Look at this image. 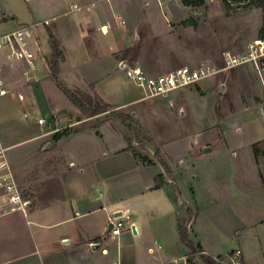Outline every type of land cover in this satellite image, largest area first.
Returning <instances> with one entry per match:
<instances>
[{
	"label": "rangeland",
	"instance_id": "374dc122",
	"mask_svg": "<svg viewBox=\"0 0 264 264\" xmlns=\"http://www.w3.org/2000/svg\"><path fill=\"white\" fill-rule=\"evenodd\" d=\"M92 1L97 0H0V20L3 17L6 18L0 23V33L12 27L55 16V20L50 19L48 25L37 29L39 55L45 59L46 68L50 74V64L54 62V59L51 55L48 34L52 33L60 41L53 27L67 18V16L59 15L61 8L81 6ZM114 1L115 6L113 4L112 6L119 8V11L113 15V20L107 16V23L112 31L124 29L125 44L119 48L120 52L141 66L148 76L163 75L181 67L195 69L208 63L214 67L215 73L196 84L175 89L165 98L154 97L131 102L135 97H143V92L122 75L112 79L110 76L112 74L108 70L98 68L97 62L89 63L88 61L85 62L88 65L83 66L78 72L89 78L98 75L102 77L97 88L99 95H105L104 97L109 98L108 101L112 104H125L119 110L129 114L134 120L133 124L139 125L142 129L141 143L132 140L131 144H128L125 141L127 150L156 162L166 177H171L168 172L169 166L173 168V171L184 172L188 180L196 175L199 183L203 181L206 195L213 196L215 193L223 194L225 189L229 188L228 177L232 174L234 176L237 173L239 178L240 174L246 176V179L240 182L246 183L247 180V185L251 186L255 192V197L248 202L247 209L244 211L251 216L249 221L252 226L239 227L235 232L233 229L228 232L222 229L219 233L223 234L224 248H235L237 240H240L248 245L252 256H256V260L257 251L260 250L252 246L254 236H258L259 246L264 251V221L255 224L258 219L264 220V187L259 179L258 165L251 143L260 140V149L264 151V116L260 113L263 86L250 65L224 70L221 55L224 51L233 55L243 54L251 41L264 38V4L256 5L252 2L245 6H225L221 0H213L204 1L201 6L194 7L185 5L184 0H163L164 4L160 0H113L111 2ZM261 1L264 3V0ZM102 2L93 3L94 8L88 11H98L103 7L102 4L104 6L111 4V2ZM123 40V38L119 40V43ZM60 43L64 45L65 41ZM83 58L85 60L84 56L78 57V60ZM68 66L69 63L62 68L64 85L74 91L80 92L84 89L92 93V96L97 95L93 90L94 86L89 89L83 84L79 85L76 76L66 75ZM41 84V89L35 93L36 101L31 111L33 116L57 110L70 111L74 115L80 113L77 119L83 116L53 81L47 79L41 81ZM15 105L18 107L10 98L0 99V113L7 115L15 108ZM60 114L61 112L57 113L58 118H68L64 116L65 114ZM64 118L61 119L63 120L61 125L58 123L62 130L65 129ZM104 118H107L109 122L104 121ZM68 119L73 118L70 116ZM232 119L235 126L240 129L236 133L235 127L230 128L227 143L233 145L232 149L228 148L227 151L222 152L221 148H215L204 152L201 148L192 146L198 139H208L206 145L215 144L213 143L216 139L214 132L218 133L220 130L219 133H221V128H227L233 123ZM84 126L87 127L86 129L96 126L94 130L97 129L106 138L113 137L123 129L119 121L109 115H103L99 120L90 121ZM118 137L117 140L113 138L110 145L117 144L120 147L121 137L123 139L124 137L121 134ZM37 142L24 143L16 149L9 150V152L25 153L24 164L20 165L19 160V164L15 167L17 171L23 169L29 173L44 174V170L39 168L41 164L38 162L41 159L65 154L63 149L54 147L52 150L38 151L34 147ZM108 149H111V146ZM195 153L198 157L193 156ZM124 158L123 163L115 169L114 177L117 178L120 186L119 192L132 195L136 191L135 187H138L131 183L133 178L130 179L132 170L133 172L135 170L129 166L128 157ZM130 158H132L131 154ZM260 158L263 160L260 163L264 169V154L259 156V160ZM192 160L197 162L191 165ZM162 164H165L168 169L166 170ZM200 173L204 175L203 180L201 175L199 176ZM14 175L23 196L31 200L33 195L30 193V188L26 187L18 174L14 173ZM177 184L183 196L185 193L188 194L179 182ZM257 187L261 188L258 192ZM155 195L158 197L157 209H160L163 215L156 219L146 217L142 220L141 232L136 236L131 231L125 232L127 242L117 251L119 256L120 253L123 256L122 259L120 257L118 259L120 263L154 264L159 260L163 250H156L155 245L159 244L163 247L165 241L166 243L172 241L171 235L160 229L165 222V210L160 207L162 195ZM223 197L221 195L220 198L223 199ZM220 198L206 201L203 204V212L211 215L216 213L218 221L229 224L228 208L224 205V200ZM192 213L194 214L192 210L188 213L190 218ZM130 214L132 216V212ZM20 215L0 218V250L23 253L37 248L41 251L43 245L47 247L53 242L57 228H43L47 240L42 245L32 240L35 226L33 224L27 226ZM15 219L17 221H14ZM106 232L107 225L104 229L107 243L103 245L106 244L110 255L103 260L108 264L112 259H116L117 253L116 244L113 241L115 238L109 237ZM150 249L152 252L149 251ZM193 264L203 263L197 259Z\"/></svg>",
	"mask_w": 264,
	"mask_h": 264
},
{
	"label": "crops",
	"instance_id": "0c3cea01",
	"mask_svg": "<svg viewBox=\"0 0 264 264\" xmlns=\"http://www.w3.org/2000/svg\"><path fill=\"white\" fill-rule=\"evenodd\" d=\"M100 1L109 3L113 0H97L85 3L80 6L81 9L79 11L67 15H65L67 7H62L59 15L67 16V18L53 27L59 36L60 41L57 38L56 40L64 56V61L59 65V80L65 84L62 79L64 77L62 68L69 63L66 75L70 76L72 74L76 76L75 78L79 85L83 84L89 89L94 86L93 90L96 93H98L97 88H99L98 85L102 77L98 75L89 78L80 75L78 71L83 66L88 65L85 62H97L98 68H105L112 74L110 75L112 79L119 75L125 77L123 71L119 68V64L122 61L128 66H139L120 52L119 48H122L125 44L124 29L112 31L107 23V16L113 20V15H116L115 13L119 11V8L112 6L116 2H111V6L102 4L103 7L98 11H88L94 8L92 7L93 3ZM160 1L164 4L163 0ZM52 18H55V16ZM49 19L45 17L42 21ZM5 20L6 18H1L0 23ZM15 28L17 27H12L8 31ZM104 28L106 29L105 31L103 30ZM122 38L124 40L119 43ZM35 39L38 44L37 30ZM66 40L68 41L66 42ZM62 41H65L64 45L60 43ZM82 56L85 57V60L84 58L78 60V57L81 58ZM46 66L45 59L39 55L36 61V69L30 74V80L27 81L24 77L14 74L8 75V88H19L23 94V99L19 100L13 94L4 97L10 98L18 107L15 105V108L9 111L7 115L0 113V143L6 149L7 159L12 170L20 176L33 195L31 200L27 197L30 201L27 207V214L20 215L18 213L27 226L29 224L35 226L34 233L32 232L34 239L32 240L43 245L47 240L43 231L44 227L57 228V233L53 237V242L47 247L43 245L41 251H38L37 248L23 253H16L13 250H0V264H107L103 258L110 254L106 244L103 245V243H107L105 242L104 229L109 217L118 212L129 214V223L132 224V230H135V233L132 232V234L136 236L141 232L140 225H142V220L146 217L156 219L163 215L160 209H157L156 200H158V197L155 194L162 195L160 197V207L165 210V222L160 229L168 232L172 237V241L169 243L165 241L163 247L159 244L155 245L156 250H163L159 260L154 264H164L170 259L179 258V256H185L189 253V250L179 241V223L183 224L187 229L188 236L194 245H198L200 250L205 251L210 256H221L239 249L242 252L244 264H264V251L259 246L258 236H254L252 241L253 248L260 250L257 251V259L255 260L256 256H252L248 245L240 240H237L235 248H224L223 234L219 233V230L222 229L226 232L233 229L235 232L239 227L252 226L249 221L251 216L244 211L247 209L248 202L255 197V192L251 186L247 185V180L246 183L240 182L245 180L246 176L240 174L239 178L237 173L234 176L232 174V176L228 177V180L230 179L228 182L229 188L225 189L223 194L206 195L203 181L199 183L198 176L193 175L188 180L184 172L180 170L173 171V168L168 165L170 169H168V172L171 177H166L161 168H159L160 166L153 160L148 159L152 162L151 165L137 162L132 152L127 150L128 146L126 147L125 140L122 137L120 147L117 144V146L113 144L115 147L110 145L113 138L114 140L119 138L118 135L121 134V131H118V134L113 135L111 139L110 137L106 138L97 129L94 130V128H97L96 126L86 129L87 127L84 126L86 123L99 120L105 114L90 118L83 115L77 119L80 113L74 115L70 111L57 110L44 112V115L39 113L33 116L31 111L36 101L35 93L41 89V81L47 79L52 81ZM80 92L92 96V93L84 89H81ZM104 96L101 97L108 101V95L106 94L108 99ZM141 99L143 98L135 97L131 102ZM108 102L117 109H122L125 106V104ZM63 111L72 116L73 119H68L70 117L66 115L64 116L68 118L62 117L66 121L64 130H67L68 134L58 141H54L53 133H47L50 128L38 126L36 120L40 117L57 115V113ZM62 118L57 119L60 125L63 122ZM24 119H26V123H24ZM103 120L109 122L107 118ZM232 127H235L236 133L240 131L233 122L229 124V127L221 128V133H219L220 130H218V133L214 132L213 135L216 134V139L213 143L215 144L206 145L208 139H198L192 146L197 149L201 148L204 152L215 148H221L222 152L227 151L228 148L232 149L233 145H228L227 143L230 128ZM197 133L201 134V132ZM33 141H38L34 145L38 151L52 150L54 147L55 149H63L65 153L64 155L41 159L38 163L41 164L39 168L44 170V174H39V172L29 173V171L23 169L17 171L15 167L19 164L18 161L20 160V165L24 164L25 153L9 152V150L16 149L21 144ZM259 142L260 140H255L251 145L258 165L259 179L264 187V169L260 163L263 160L262 158H260L261 161L259 160V156L264 154V151H261ZM109 146H111V149H108ZM128 153L132 155V158H130ZM197 155L195 153L193 156L198 157ZM125 156L128 157L129 166L135 170L134 172L132 170L130 176V179L133 178L131 183L138 186L135 187L136 191L132 195L119 192L120 186L117 178L114 177L116 175L114 174L115 169L123 163ZM195 162L197 161L192 160L191 165ZM159 174L163 175L164 183L159 189H154V179ZM200 175L203 180L204 175L201 173ZM177 182L183 186L188 194L182 195ZM257 188L258 192L261 188ZM219 195L220 197L223 195V199L218 197ZM217 198L224 200V205L228 208L229 224L218 221L216 213L211 215L203 212V204L209 200H217ZM249 207H251V204H249ZM187 208L194 212V214H191V218L188 216ZM131 212L133 217L130 214ZM14 215L17 214L6 217ZM14 221L17 220L15 219ZM18 221L22 222V220ZM263 221L258 219L255 224ZM126 231L128 230L123 231L124 233L122 232L123 234L119 238L113 239L116 244L117 256L116 259H112L108 264H123L118 260L119 257L122 259L123 256L121 253L119 256L117 251L119 247L125 246V242H127ZM103 251L107 253L104 254ZM149 251L152 252V249Z\"/></svg>",
	"mask_w": 264,
	"mask_h": 264
},
{
	"label": "built area",
	"instance_id": "2783aa9c",
	"mask_svg": "<svg viewBox=\"0 0 264 264\" xmlns=\"http://www.w3.org/2000/svg\"><path fill=\"white\" fill-rule=\"evenodd\" d=\"M221 1L225 6H245L252 3V0ZM80 9V6L67 7L65 15ZM51 20H55V18ZM49 22L50 19L28 23L0 34V99L11 94L15 95L19 100L23 99V94L19 88H8V75L14 74L24 77L27 81L30 80V74L35 71L36 61L40 54V48L35 39V32L38 27L46 26ZM221 57L224 70L250 65L257 73L263 86L260 113L264 116V38H256L251 41L243 54L233 55L228 51H224ZM119 68L123 71L125 78L143 92V99L165 98L173 90L196 84L215 73L214 67L209 63L206 65L202 64L195 69L181 67L159 76H148L140 66H128L123 61L119 64ZM57 119L58 115L54 114L40 117L36 120V123L42 128H50L47 132L48 134H54L63 129L59 128ZM29 204L30 201L23 196L7 159L6 149L0 143V218L18 213L26 215ZM129 219V214L126 212H121L119 216L111 215L107 224V228L111 225V229L106 234L111 238H117L125 230L133 232ZM105 252L103 251V253ZM194 255L195 260L192 263L188 260L187 254L179 258L170 259L164 264H193L197 259L201 260V257L209 258L216 264H244L242 252L239 249L221 256H210L203 250H198Z\"/></svg>",
	"mask_w": 264,
	"mask_h": 264
},
{
	"label": "trees",
	"instance_id": "16d2710c",
	"mask_svg": "<svg viewBox=\"0 0 264 264\" xmlns=\"http://www.w3.org/2000/svg\"><path fill=\"white\" fill-rule=\"evenodd\" d=\"M256 5H263L264 3L261 0H252ZM185 5L190 6H201L204 2L203 0H184ZM48 42L51 49V55L54 59V62L50 64V78L55 83V85L59 88V90L70 100V102L77 107L82 115L85 117H95L98 115H109L116 118L122 126L121 134L123 135L125 141L128 144H131V141L134 140L136 143H141L140 134H142V129L139 125L133 124V118L130 117L129 114L121 112L119 109L114 108L108 101L102 98L98 93L95 96H90L88 94L81 93L79 91H74L67 88L58 78L59 74V65L64 61L63 52L60 49L59 43L52 33L48 34ZM66 115L70 117L69 114H66L64 111L61 112L60 115ZM67 130L58 131L53 134V140L58 141L63 136L67 135ZM133 136V139H132ZM128 149V148H127ZM134 159L142 164L151 165L152 162L141 154L133 152ZM162 166L167 170L165 164ZM164 183L163 175L159 174L154 179V189H159ZM187 212L190 213V209L187 208ZM178 237L180 243L185 246L188 250V260L192 263L195 260L194 253L200 250L198 245H194V243L190 240L188 236L187 229L182 225L178 224ZM201 261L203 264H216L209 258L201 257Z\"/></svg>",
	"mask_w": 264,
	"mask_h": 264
},
{
	"label": "water",
	"instance_id": "95a60500",
	"mask_svg": "<svg viewBox=\"0 0 264 264\" xmlns=\"http://www.w3.org/2000/svg\"><path fill=\"white\" fill-rule=\"evenodd\" d=\"M120 215V212H118L117 214H115V216H119ZM111 229V225L108 226L107 228V232ZM133 233H135V230H133Z\"/></svg>",
	"mask_w": 264,
	"mask_h": 264
}]
</instances>
